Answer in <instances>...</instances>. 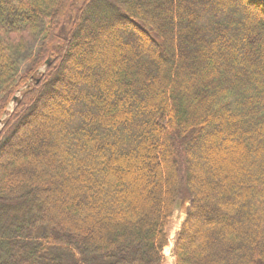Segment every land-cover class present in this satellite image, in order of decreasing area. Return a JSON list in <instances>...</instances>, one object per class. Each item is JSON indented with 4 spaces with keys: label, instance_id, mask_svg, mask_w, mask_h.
<instances>
[{
    "label": "trees",
    "instance_id": "1",
    "mask_svg": "<svg viewBox=\"0 0 264 264\" xmlns=\"http://www.w3.org/2000/svg\"><path fill=\"white\" fill-rule=\"evenodd\" d=\"M186 204L174 264H264V0H0V264H163Z\"/></svg>",
    "mask_w": 264,
    "mask_h": 264
},
{
    "label": "rangeland",
    "instance_id": "2",
    "mask_svg": "<svg viewBox=\"0 0 264 264\" xmlns=\"http://www.w3.org/2000/svg\"><path fill=\"white\" fill-rule=\"evenodd\" d=\"M78 4H79V1L76 2V4H75L76 7ZM34 51H35L34 47H32V48H30V50L28 51L27 54H30ZM136 64H137V62H136ZM40 71L42 72V69ZM100 104H102V102H100ZM70 106H72V102H70ZM12 108H13V104L9 105L10 111L12 110ZM53 126H54V124H52V127ZM217 130L219 131V129H217ZM214 132H216V128L214 125H210L206 130L207 134H210V133L213 134ZM220 132H222V133L225 132V134H226V131L220 130ZM232 133H233L232 135L227 134L226 140H224L223 143L219 145V149H217V152L225 153L226 156H225V159L222 161L221 160H214V162L212 163V167H211L213 170L218 171L221 168H223V166H226L227 163H229L230 165H235V162H236L235 159L237 157H239L237 145L241 144V145H243V148H245L246 147L245 142H246L247 138L252 141V137H249L248 133H246L241 128H238V129L235 128L234 132H232ZM245 138H246V140H245ZM205 148H207V144H205V146L200 150L199 154H204V156H205V151H204ZM240 153H242L241 150H240ZM208 158H209V160L211 159V156L209 154H208ZM204 164H203V166H204ZM126 170H128L127 171L128 173H125L126 179H129V178L131 179L134 174L138 173L139 166L137 164H133V163H130L128 165V162H127L126 167H125V172H126ZM202 192H204V189L202 190ZM187 205L188 204L183 205L182 207L178 208L174 212V214L170 220V225H169L168 231H167L168 244L163 250V264H174V258L172 255V246H173V242L175 239V235L178 232V230H179V228H180V226H181V224L185 218V210L187 208ZM216 217L217 216L214 215V218H216Z\"/></svg>",
    "mask_w": 264,
    "mask_h": 264
}]
</instances>
